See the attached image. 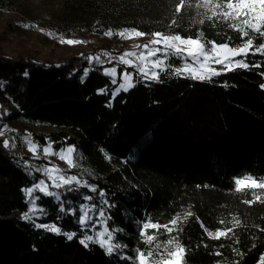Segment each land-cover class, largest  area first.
Returning <instances> with one entry per match:
<instances>
[{"label":"trees","instance_id":"trees-1","mask_svg":"<svg viewBox=\"0 0 264 264\" xmlns=\"http://www.w3.org/2000/svg\"><path fill=\"white\" fill-rule=\"evenodd\" d=\"M11 2L0 0V8ZM73 2L112 36L125 29L193 38L203 32L206 41L230 42L233 47L243 42L226 23L199 24L197 0H189L192 6L179 15L174 12L179 0ZM173 20L177 24L170 28ZM261 43L264 38H256V46ZM88 57L93 53L43 58L37 53L13 57L0 51V100L11 107L8 118L35 126L30 137L41 147L47 141L53 142L54 150L76 147L79 166L71 172L98 189L80 192L94 196L93 203L99 204V189L105 190L109 203L115 204L109 209L108 227L125 230L115 234V242L126 244L128 255H134L137 247L142 251L149 247L139 238L136 220L144 221L151 214L153 223L168 224L191 211L193 215L176 231L169 234L161 229L157 237L160 243L172 237L179 240L186 249L183 264H258L264 255V203L245 204L253 199L252 191L236 192L234 178L264 177V89L260 87L264 78L256 74L264 68L238 69L211 82L164 73L159 83L140 81L128 92L121 91L106 107L117 85L102 74L108 64L99 66L95 61L94 70L81 83L83 70L90 67ZM260 59L264 58L249 57V62ZM180 62L168 61L174 68L181 67ZM105 86L108 93L97 94ZM130 154L133 159L122 163ZM21 158L29 162L28 155L0 146V264H129L106 255L99 245L80 244L83 233L72 216L58 221L64 231L77 232L71 241L22 220L28 205L21 189L33 180L18 166ZM34 175L36 180L42 178L40 173ZM257 194L264 196V190ZM70 198L76 204L83 202L79 194ZM37 203L49 213L37 222H56L58 205L51 198ZM233 217L240 224L227 238L208 237L205 228L213 233L232 228Z\"/></svg>","mask_w":264,"mask_h":264},{"label":"snow or ice","instance_id":"snow-or-ice-1","mask_svg":"<svg viewBox=\"0 0 264 264\" xmlns=\"http://www.w3.org/2000/svg\"><path fill=\"white\" fill-rule=\"evenodd\" d=\"M191 6L189 0H179V3L175 5L174 12L179 15L185 7ZM195 7L200 15L199 24L203 25L205 22H212L214 25L226 23L232 31L239 33V37L243 42L233 47L230 42L218 44L215 41H206L203 38V32L198 33L195 38L192 36L185 37L179 33L164 35L161 32H153L151 33V39L146 44L137 45L135 50L126 51L118 58V64L124 66L119 83L117 81V67L103 68L102 74L111 78L110 83L112 85H117L115 90L111 92V99L106 107L111 106L112 100L121 91L128 92L140 81L159 83L160 76L164 73L201 82H211L214 77L238 69L252 71L253 69L264 68V59L256 60L253 63L249 62V57L259 56L264 58V43L259 46L255 44L256 38H264V0H197ZM199 9L204 11L200 13ZM176 24L177 21L173 20L169 27L171 28ZM105 35L112 36L113 33L109 31ZM115 35L121 38H133L145 36L146 33L136 29H125L115 33ZM230 40L231 38H229ZM61 43L73 45L83 43V41L68 39L61 40ZM128 57H135V59H129ZM172 58L182 61L181 67H172L168 63ZM94 61L96 65H103L99 56L88 57L90 67L83 70L81 83L85 81L90 71L94 70L91 67ZM108 62L112 63V60L110 59ZM56 67H60V65H56ZM129 68L134 71L129 72ZM76 71L74 69L69 76L74 75ZM256 74L264 78V71ZM23 75L25 77L29 75L27 69ZM134 76L138 77V80H134ZM223 86L227 87L228 85L225 83ZM0 87H3V85H0ZM260 87L264 89V83ZM107 93V86L97 91V94ZM4 115L10 116L11 113H5ZM6 128H8L7 125L0 126V135H3ZM24 141L33 156L39 159L36 154L41 149V145L33 141L30 135L25 136ZM10 146H15V137L12 141L3 140L5 149ZM101 151L104 150L101 149ZM42 152L45 158L58 157L67 164L68 169L79 166L76 163L79 153L73 145L55 151L53 142L47 141L46 146L42 147ZM105 155L107 159L111 160L110 155L107 153ZM131 159H133V154H130L122 163H128ZM18 166L23 167L25 174L33 180L31 186L21 189L25 194V202L28 205V210L21 215V219L30 223L34 228L43 229L56 235H63L71 241L77 236V232L64 231L59 226L58 221L66 216H72L83 233L79 243L85 248H88L90 244L99 245L106 255L116 257L120 261L129 262V264H183L186 249L180 244L179 240L172 237L168 241L160 243L157 237L160 235L161 229L169 234L176 231L180 223L193 215L191 211L185 212L183 216L173 217L168 224L153 223L151 214H147L148 218L144 221L136 220V230L139 238L149 247L147 251H142L137 247L134 250V255H128L124 251L128 246L115 242V234L117 232L123 233L125 230L122 228L110 229L108 227V222L112 219L109 209L115 207V204L109 203L104 189H99V204L93 203L95 197L82 193L80 190L87 188L88 192L97 193V186L89 184L87 180H82L76 175L66 174L64 169L52 164L50 160L46 166L36 168L30 165L27 160L21 158L18 161ZM34 173H40L44 178L36 180ZM234 185L236 192L252 191L253 199L243 201L245 204L251 205L257 201L264 203V196L257 194V190H264V177L245 175L241 178H234ZM71 194H79L83 202L74 203L70 198ZM42 198H51L52 203L58 205L56 222H37L49 214L47 208L37 203ZM196 219L199 221V217H196ZM220 223L223 224L224 221L221 220ZM239 224L240 221L233 217L232 228L217 229L215 233L208 231L206 228L204 230L211 239L227 238ZM201 227L204 228L202 222ZM149 230H154L153 234H149ZM261 231H264V229H261ZM216 255H220V253L217 252ZM258 264H264V255L261 256Z\"/></svg>","mask_w":264,"mask_h":264},{"label":"rangeland","instance_id":"rangeland-1","mask_svg":"<svg viewBox=\"0 0 264 264\" xmlns=\"http://www.w3.org/2000/svg\"><path fill=\"white\" fill-rule=\"evenodd\" d=\"M107 32L98 19L90 20L88 13L77 9L73 0H13L8 6L0 8V51L13 57L37 53L43 58L91 52L93 57L99 56L103 63L108 64V68L117 67V77L120 78L124 66L118 64V58L126 51L135 50V46L146 44L151 39V34L121 38L118 35L107 36ZM68 39L83 43H61V40ZM110 59L112 63L108 62ZM181 64L182 62L180 66ZM130 70L134 71L132 68ZM117 80L120 82V79ZM10 108L9 104L0 100V126H8L3 135H0V146L5 149L3 140L12 141L15 137V146L5 150L28 155L29 162L36 168L46 166L50 160L52 164L64 169L66 174L75 175L71 172L73 168L68 169L67 164L58 157L45 158L43 146L36 154L39 159L33 156L24 137L29 136L30 130L35 126H24L8 118L4 114L9 113Z\"/></svg>","mask_w":264,"mask_h":264}]
</instances>
